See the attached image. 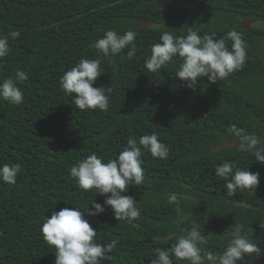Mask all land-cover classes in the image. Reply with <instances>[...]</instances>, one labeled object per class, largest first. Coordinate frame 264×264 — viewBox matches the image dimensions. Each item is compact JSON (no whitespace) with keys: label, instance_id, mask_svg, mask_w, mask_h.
<instances>
[{"label":"trees","instance_id":"16d2710c","mask_svg":"<svg viewBox=\"0 0 264 264\" xmlns=\"http://www.w3.org/2000/svg\"><path fill=\"white\" fill-rule=\"evenodd\" d=\"M0 0V35L19 31L0 59V79L28 74L18 82L24 103L0 99V164L20 163L14 185L0 181V264H54L55 248L41 234L44 217L63 208L81 207L97 241L117 240L110 260L102 264H151L157 249L171 248L193 222L207 235L204 251L222 254L235 224L264 249V164L234 143L232 125L264 143V0ZM254 19L249 26L246 20ZM151 22L147 28H138ZM162 24V25H161ZM161 29L185 35L186 27L220 39L237 31L246 42L243 68L215 83L206 77L194 88L176 78L182 58L176 56L158 73L144 62L159 42ZM135 30L137 54L127 49L102 57L95 87L113 89L107 111L79 110L59 87L63 73L81 58L95 59L92 47L106 30ZM230 47L231 41H228ZM156 133L170 151L166 160L142 148L145 183L129 184L124 195L141 210L138 220H116L110 206L89 216L91 200L103 205L96 190H82L70 169L96 153L115 158L132 136ZM228 139L230 144L216 145ZM231 161L260 174L257 187L227 196L215 168ZM176 193L177 204L168 203ZM84 208V209H83ZM173 264H189L187 260ZM244 264H264L259 256Z\"/></svg>","mask_w":264,"mask_h":264},{"label":"clouds","instance_id":"9594fccd","mask_svg":"<svg viewBox=\"0 0 264 264\" xmlns=\"http://www.w3.org/2000/svg\"><path fill=\"white\" fill-rule=\"evenodd\" d=\"M162 25V24H161ZM159 42L150 48V56L144 62L147 72L158 73L173 58H182L175 75L186 87L194 88L198 80L206 77L215 83L229 77L233 72L243 68L247 53L246 42L237 31H230L220 39H214L215 33L199 34V30L186 27L185 35H176L171 30L161 29ZM20 36L19 31H10L0 35V59L9 55V41ZM137 32L129 29L123 33L106 30L103 37L97 39L92 47L98 50L95 59L81 58L74 66L66 70L59 80V87L66 96L73 97L76 107L81 110L107 111L110 106V87L93 86L103 73L102 57H111L127 49L126 58L132 60L137 54L135 39ZM228 41H231L229 47ZM28 79V74L17 70L15 77L0 79V99L13 104L24 103V93L18 82ZM232 135L237 138L241 150L248 151L256 161L264 164V143L255 134H245L243 130L232 125ZM143 149L155 158L166 160L169 147L161 142L156 133L142 135L139 140L130 136L126 145L115 158L105 160L96 153H90L77 160L70 169V176L75 178L78 186L84 191L96 190L95 194L105 197L103 205L91 200V208L84 209L89 216H96L104 211V205L110 206L116 220H138L141 210L136 200L124 195L129 184L143 185L146 177L142 167ZM21 172L20 163L0 164V181L14 185L17 175ZM215 175L222 178L227 196L237 190L253 191L259 184L260 174L249 168H238L231 161H224L215 168ZM176 193L169 194L168 203H179ZM81 207L63 208L52 211L45 218L40 231L43 239L55 248L54 264H102L112 257L109 253L117 248L118 241L111 240L103 245L96 243L97 231L91 227ZM264 228V225H261ZM230 240L222 254L204 251L208 236L201 233V226L193 222L190 230L176 238L171 248L157 249V258L151 264H173L172 257L177 261L187 260L189 264H244V258L259 256L264 249L252 241L244 225L235 224L230 232Z\"/></svg>","mask_w":264,"mask_h":264},{"label":"water","instance_id":"95a60500","mask_svg":"<svg viewBox=\"0 0 264 264\" xmlns=\"http://www.w3.org/2000/svg\"><path fill=\"white\" fill-rule=\"evenodd\" d=\"M199 3H201V1H199V0H186V1H184L182 3H179V4H169V5H166V6H183V5H193V4H199ZM252 21H254V19H248L243 24V26H249ZM150 24H151V22H145L142 25H140L138 28H147ZM227 144H230V143H229L228 139L226 138L225 140L219 142L216 145V147H223V146H225ZM234 144L236 146H240L238 140Z\"/></svg>","mask_w":264,"mask_h":264},{"label":"flooded vegetation","instance_id":"af4514ba","mask_svg":"<svg viewBox=\"0 0 264 264\" xmlns=\"http://www.w3.org/2000/svg\"><path fill=\"white\" fill-rule=\"evenodd\" d=\"M246 21H247V20H246ZM246 21H245V22H246Z\"/></svg>","mask_w":264,"mask_h":264}]
</instances>
